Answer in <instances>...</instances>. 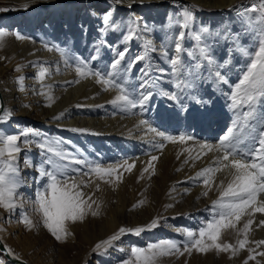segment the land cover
I'll return each mask as SVG.
<instances>
[{
	"label": "rangeland",
	"instance_id": "rangeland-1",
	"mask_svg": "<svg viewBox=\"0 0 264 264\" xmlns=\"http://www.w3.org/2000/svg\"><path fill=\"white\" fill-rule=\"evenodd\" d=\"M202 1L143 0L128 14L120 9L123 4L117 5L111 3V0H55L48 4L37 0L27 9L13 1H0V9H9L0 11V20L10 19L12 22L5 28L0 27V31L6 33L0 42V63L3 68H7L0 74V84L8 85L24 74L34 79L40 69L43 71L46 66L47 80L44 89L38 93L43 95L45 100L54 96L58 104L71 88L87 81L88 78H95L94 86L97 91L93 93V101L97 102L108 96L107 102H98L95 105L90 102L87 105L84 101L87 99L84 98H77L75 103L69 102L66 112L77 114V118L88 114L96 118L113 114L119 120L122 116L132 115L134 120L147 115L148 126L158 131L164 132L162 122L173 124L176 121L178 126L182 125L181 129L178 130L177 126L173 131L165 132L167 135L177 138L180 135L191 136L192 141L204 143L196 133H201L203 129L209 130V133L214 131L216 126L211 116L222 113L228 123L236 124L239 133L250 132L251 136H255L257 131V134H260L263 128L261 123L264 121V101L256 102L255 118L247 121L249 126L246 129L242 127L246 123L242 113L249 109L246 106L234 107L232 101V95L249 63V56L241 49L249 53L256 50L261 30L264 29V24L258 23V13L245 11L253 5H258L259 0H235L226 7L220 6L223 0ZM158 7L156 15L155 9ZM185 10L191 11L193 17L187 29L180 27ZM109 13V22L105 24L104 16ZM214 13H218L219 19L207 24L205 17ZM29 14L30 18L26 22ZM27 25L31 30L24 32ZM53 28L55 29L52 31ZM132 29H135V32L132 39H128ZM205 29L207 31H203ZM181 31L185 33L181 42L184 51L180 54L181 63L174 68L171 64V60L176 57L174 41ZM21 33L25 35L26 44L31 47L24 57L14 45V38L16 40L17 36L22 37ZM197 34L201 35L200 41L195 39ZM205 48L206 55L201 51ZM125 49L127 55L121 62V69L115 80L125 87L137 88L140 94L150 92L151 99L143 108L137 106L122 109L112 105L110 101L118 94L116 90L110 88L106 91L103 84L96 82L95 76L81 77L75 71V67L84 62L92 71L111 73L113 69L110 65L116 59L117 52ZM135 56L146 58L125 70ZM15 61H19L21 65V75L17 73ZM31 61L37 62L35 70L30 68ZM217 73L220 74L219 77ZM220 77H223V80ZM167 83L173 87L174 93L170 92V88L166 89ZM164 93L175 94L177 100H169ZM132 96L138 98L135 93ZM38 101L41 103L43 99ZM128 119L130 121V118ZM54 120L48 132L47 125L51 119L42 116L22 118L19 128L9 134L20 136L22 151L18 156V163L22 184L15 200L16 208L0 214V235L8 249L17 256H23L26 261H33L35 264H122V261L129 259L132 247L146 248L149 244L172 240L178 242L183 251L186 231L195 232L212 218V203L219 196L217 186L220 182L212 184V190L207 196L203 195L206 188L202 180H193L191 188L187 186L191 170L199 169L194 166L199 159H189L190 155L195 157V153L187 150V143L191 140L173 143L162 140L153 132L147 138L146 132L143 134L119 131L118 137L98 136L94 139V143H97L94 148L88 137V146L84 150V132L71 131L74 128L81 129L80 124L66 128L64 114ZM12 123L7 128L12 127L15 120H12ZM225 128L212 142H219L228 134L230 128ZM29 129L35 134L24 136L23 133ZM0 135H3V130H0ZM138 135L145 138L138 139ZM76 138L79 139L77 145L74 144ZM24 140L29 143L24 144ZM43 143L62 150L66 159L60 161L44 151L39 146ZM161 143L164 144L162 151L159 150ZM165 146L171 148L167 159ZM153 155L159 158L153 161L154 174L152 168L144 171ZM25 159L31 166L24 163ZM46 160H51L52 163L46 164ZM76 160L81 163H75ZM185 160L188 162L185 163ZM125 164L135 166L129 172L120 167ZM97 165L103 169H115L116 174H121V181L117 182L113 175L105 177V180L110 181L105 183L90 170ZM40 169L64 171L67 177H73L77 183L83 181L87 187L81 185V190L85 197L90 195L92 200L99 204V212L109 205L120 211L121 196L126 214L112 230L101 232L103 219H110L112 216H92L89 213L82 223L68 224L74 241H69L68 236L64 242H58L43 226L42 214L37 210V199L43 191L42 185L46 183V178L42 179L39 174ZM224 185L227 183L224 182ZM187 187L191 192L189 189L186 191ZM198 188L197 194L193 193ZM141 201L144 203L133 207ZM28 203L31 204L30 207ZM169 205L171 207H168ZM92 207L95 209L96 204ZM25 217L32 221V228L24 223ZM153 219L159 221L157 228L145 231L139 236L125 234L106 251H94L98 242L117 233L120 227L146 226ZM261 220H264V214ZM245 223L246 218L243 216L236 229H242ZM254 226L255 223L247 233L248 243L236 255H233L232 251H226V257L215 252L210 257V254L193 249L191 254L185 252L183 255H164L156 264H245V261L247 264H264V255H259L264 252V245L257 247L254 243L262 240ZM236 229L222 230L219 242L238 248V241L245 236L242 231ZM249 249L253 250L251 255H254L255 259H249ZM0 261L9 264L1 253Z\"/></svg>",
	"mask_w": 264,
	"mask_h": 264
},
{
	"label": "snow or ice",
	"instance_id": "snow-or-ice-1",
	"mask_svg": "<svg viewBox=\"0 0 264 264\" xmlns=\"http://www.w3.org/2000/svg\"><path fill=\"white\" fill-rule=\"evenodd\" d=\"M124 0H111V3L122 4ZM135 0H128V5ZM25 9L28 5L23 6ZM9 9H0V11H8ZM245 11H251L258 13V23L264 24V0H259L258 5H253ZM110 19V13L104 16L105 24H108ZM191 11L185 10L183 13V23L180 24L181 28L187 29L192 22ZM203 31H207L206 29ZM135 29L130 30L128 39H132ZM6 33L0 31V42L3 41ZM185 38V33L181 31L174 41V51L176 57L171 60V64L175 68L180 61V54L184 51L182 47V41ZM17 39L22 37L17 36ZM195 39L200 41L201 35L197 34ZM151 48V41L148 42ZM206 55L207 49H201ZM245 55L249 56V63L247 70L240 80L236 91L232 95V101L234 107H247L249 111L242 113L246 123L242 126L246 129L249 125L247 121L255 118V105L258 100L264 101V29L261 30V38L259 39L257 49L249 53L244 49H241ZM166 54V53H165ZM127 50L119 51L116 54V59L113 60L110 67L113 69L111 73L102 74L98 71H92L87 67L84 62H80L75 71L78 76L89 77L95 76L96 82L105 86L104 90L114 89L118 94L110 101L114 106H119L122 109L136 108L139 106L143 108L145 104L151 99L152 94L150 92H142L139 98L133 97L126 89L124 84L115 80V76L121 69V62L125 60ZM144 56H135L129 61L130 67L140 61L144 60ZM19 71V68L17 69ZM43 73H41V77ZM219 77L220 74L217 73ZM223 80V77H220ZM23 78H20L22 84ZM79 82V81H77ZM226 82V81H224ZM143 87V85L141 86ZM23 90V88H21ZM169 100L176 101L177 96L175 94L164 93ZM50 106V105H49ZM11 117V112L5 110L3 115H0V123L6 122L7 118ZM146 121H141V124H146ZM71 131H84L82 129H71ZM149 131L155 133L164 141H170L173 143L185 142L191 140V136L180 135L178 138L167 135L162 131H158L154 127H149ZM29 134H35L31 129L23 133L24 136ZM24 144H28V140L23 141ZM243 143L242 139L235 135V130L230 129L228 134L225 135L219 142V144L213 146L208 144H202L201 149H206L207 152L220 153L213 161L212 165L205 167L196 173L195 177L190 179L202 180L203 186L206 191L203 195L207 196L208 192L212 190V184L214 183L215 173L226 171L230 174L231 180L224 185V181L221 180L217 186L219 196L212 203V218L205 222L197 231L187 230L186 240L183 243V251H181L180 244L176 241L165 240L159 243L149 244L146 248L132 247L130 250V257L122 261V264H156V261L164 256L171 254L183 255L185 252L191 254L195 249L197 252L206 253L208 251L215 250L219 252L232 251L233 255H236L240 249H243L248 243L247 233L250 226L253 224V219H248L240 230L244 233L245 238L238 241V248L227 243H220V237L222 230L227 228L236 229L237 223L245 215L254 216L255 213L264 214V130L260 132L259 139L256 142V146L247 150L241 149L238 145ZM44 151L55 156L60 161L66 159V154L51 144L43 143L39 145ZM164 144L159 145V150H163ZM22 149L20 146V136L3 134L0 135V207L5 210H13L16 208V197L18 195V189L22 184V178L20 176V168L18 163V156ZM203 152L202 154H207ZM202 154H197L196 157L189 156V159H199ZM179 158V157H177ZM159 158L155 155L151 157L148 162V167L144 169L145 172L149 168L153 169V161ZM80 164L81 161H74ZM188 160H185L187 163ZM24 163L27 166H31L30 162L25 159ZM46 164H51V160H46ZM135 165L125 164L121 165L125 171H131ZM96 176H98L105 183L110 181L105 180V177H112L115 175V180L120 182L122 179L121 174H116L115 169H103L100 166H95L90 169ZM180 169H178L179 171ZM39 174L42 179L46 178V183L42 185L43 191L39 194L37 199L38 211L42 214L43 226L50 232V234L58 241L64 242L68 236L73 235L68 230V224H75L76 222H83L89 213L92 216H98L99 204L92 200L89 195L85 197L84 192L81 190V185L87 187L83 181L77 183L73 177H67L64 171H49L47 169H40ZM142 178V176H141ZM99 188L97 187V191ZM187 191V190H186ZM91 201V203L89 202ZM144 202L141 201L140 206ZM96 204V208L93 209L92 205ZM168 207H171L169 205ZM24 223L27 227L32 228V221L25 217ZM260 226H264V220L259 222ZM159 226L158 219H153L146 226H138L135 228L120 227L118 232L108 237L105 240L98 242L95 245L94 251L101 249L107 250L114 246V242L118 241L121 236L131 233L139 236L145 231H150ZM257 247L264 245V240L254 242ZM252 249H249V259H255L254 255H251ZM264 255V252L259 253ZM3 264V261H0ZM247 264V261H245Z\"/></svg>",
	"mask_w": 264,
	"mask_h": 264
},
{
	"label": "bare ground",
	"instance_id": "bare-ground-1",
	"mask_svg": "<svg viewBox=\"0 0 264 264\" xmlns=\"http://www.w3.org/2000/svg\"><path fill=\"white\" fill-rule=\"evenodd\" d=\"M0 1H13L16 4H18L20 7H23L25 4H27L28 6L32 5L37 0H0ZM41 1L46 2L47 4L49 2L50 3L55 2V0H41ZM141 1H143V0H135V2L131 4V7H129L128 0H124V2L122 3L123 7L121 6L120 9L125 10L126 14L131 13L133 7L136 6L137 3H140ZM144 1H150V0H144ZM158 1L163 2L165 0H158ZM196 1H198L200 3L203 2L202 0H196ZM234 2H235V0H228V1L223 0V2L220 3V6L226 7L228 4H232ZM205 4L208 5L207 2H205ZM214 4L216 5L218 3H214ZM158 11H159V7L155 9L156 15H158L157 14ZM30 15L31 14H29L26 17V20H25L26 22H28ZM215 19H219L218 13L207 15L205 17L204 21L208 24L209 21L212 22V20H215ZM10 23H12L10 19L0 20V27L5 28V27L9 26ZM54 29L55 28H53L52 31ZM30 30H31V28L27 25L24 27L23 31L29 32ZM21 34H22V39H17V37H16V40H15V38H14V41H15L14 45H15V48L18 51H20V53H21L20 55L21 56L23 55V57H24V55H26V52L28 50H30L31 47L26 44L27 40L25 38V35L23 33H21ZM15 62H14V65L16 66L17 69L19 68V71H17V73L20 74L22 71L21 65H20L19 61H17L16 63ZM1 64L2 63H0V74L5 72L4 70L6 68V67L3 68ZM30 65H31L30 68L32 70H35L37 62L31 61ZM44 67L45 68L43 71H42V68L40 69V71H42L41 73H43L42 77H41V73L39 71L37 73V75H35L34 79L31 78L32 76L31 77L29 76V78H28V77H26V74H24L22 76V78H23L22 84L20 82L21 77L15 78L8 85L0 84V93H1L0 107H3V112L5 110L11 112V117L7 118L6 122L0 123V130H3V134H10L11 133L10 131L17 130L19 128V125H20V123H19L20 119H22V118L23 119H31V118H37L38 116H42V117H45V118L52 120V121L48 122V125H47L48 132H49L52 128L53 122L55 121L54 119L57 118L58 116H60L61 114H64L65 122H66L65 123L66 128L69 129L70 127H73V126L80 124L81 129L84 130L83 131L84 132L83 136H84V141H85V143L83 145L84 150L88 146V144H87L88 137H90L91 146L94 148L97 144L96 142L94 143V139L96 140L98 138V136H99V138H101V136H109V135H112L113 137L114 136L118 137L119 135H117L118 134L117 132H119V131H123V132L134 131V133L135 132H141L143 134H144V132H146L147 138L149 137V135H152L151 134L152 132L149 131V127H151V126H148L149 117H147V115L143 116L141 119L135 118L134 120H132V117H133L132 115L131 116H122V118L119 120V118L115 117L113 114H111L109 117H101V118H96V117H94V115L88 114V115L80 116L79 118H77L76 117L77 114H75V113L72 114V112H66V108H67L68 104H70L69 102L75 103L77 98L87 99V100H84L87 105H89L88 104L89 102L91 104H94V105L98 102H107L108 96L103 97L100 101H97V102L93 101L94 100L93 93L97 91L96 86H94L95 78H88L87 81H85L83 83H79L74 88H71L67 92L64 99L61 100L60 102H58V104L55 102L56 97H54V96L45 100V98H43V95L38 94L42 88L44 89V85L46 83L45 81L47 80L46 79V77H47L46 68L47 67L46 66H44ZM163 71H164V68L161 69V73H163ZM63 80H64V78H63ZM12 84H13V86L11 87L10 85H12ZM169 85H170L169 83L166 84V89L170 88L169 89L170 92L174 93L173 87L169 86ZM21 88H23V90H21ZM126 89L130 92L131 95L133 93H135L136 96L139 98L140 92L137 91V88L135 89V88L126 87ZM38 99H43V101L41 103H39ZM3 112L0 115H3ZM128 118H130V121ZM211 118H212L213 124H215V126H216L214 131H210V133H209L208 132L209 130L205 131L203 129L201 133H198V134L196 133L197 137H199L200 139H203L205 142L201 143L197 140H193V141L189 140L190 142L187 143V150L189 152L191 150L192 153H195L194 154L195 157L197 156V154H202L203 152H207L206 149H201L200 146L202 144H208V145H213V146L219 144L220 141L216 142V143H214L212 141L216 140V138L219 137L220 134H222V132H224V130L226 129L225 127H227V126H229L230 129L235 130V135L242 139L243 143H240L238 145L241 149L247 150V149H250V148H253L256 146L255 142H257V140L259 139V135H260V134H257V131H256L255 136H251L250 132L239 133L238 130L236 129V124L228 123V119L224 118L222 113L218 114L217 116H211ZM12 120H15L14 125H12V127L7 128V126L11 125ZM143 120H145L147 123L141 124V121H143ZM203 123L205 124V122H203ZM161 124H162L161 127H162L164 133L165 132H171L174 130L175 127L178 126V123H176V121L173 124H168L166 122L165 123L162 122ZM196 126L194 127V129L197 128ZM181 127H182V125L180 124V126H178V130L181 129ZM261 128H262V130L264 129V121L261 123ZM99 134H101V135H99ZM67 136L69 137V135H67ZM137 138L138 139H144L145 137L138 135ZM77 141H79L78 138H76V142L74 143L75 145H77ZM99 144H101V143H99ZM165 147H166L165 158L167 159L171 153V148L169 146H165ZM219 155H220V153H217L215 151L207 152L206 155L202 154L201 158H199V160L196 159V160H198V162H196L195 165L193 164L196 168H199V169H198V171H195V170L192 171L191 170V174H190L191 177H195L196 173L199 172L201 169H203L205 167L213 166L212 161ZM180 175L182 177V173H180ZM193 180H195V179H189V183L187 184V186H189L190 188L192 186ZM221 180H223L225 183H228L231 180L230 174L226 171L215 173L214 182H216V181L220 182ZM189 187H187L186 190H188ZM189 190L191 192V189H189ZM198 191H199V188H198V190L194 191L193 193L197 194ZM119 197H120V201H122V204H124V200L121 198V196H119ZM260 198L264 199V196H261ZM28 204H29L28 207H30L31 204L30 203H28ZM122 204H120V207H119L120 211H119V209L118 210L113 209L111 205H109L108 207H104V208L100 209L101 211H103V212L100 211V215L105 214L106 216H108V215L112 216V217H110V219L107 217H105L103 219V222H102L103 224L101 226V232L108 231L110 229L112 230V228L117 223H119V221L121 219H123L124 215L126 214V211H125V206H123ZM189 209H190V207L186 208L185 210L187 211ZM5 211L6 210L3 207H0V214H2ZM262 215L263 214H261V213H255L254 216H249V215L245 214L244 217L246 218V222L248 219H253V221H254L253 223H255L254 229L258 230L257 233L261 236V239L264 240V226H260V225L257 226V223L259 224L260 218L262 217ZM236 230L237 231L241 230V227L236 229ZM231 232H232V230H230L229 233H231ZM0 238L2 239L1 235H0ZM74 239L75 238L72 235L69 236V238H68L69 241H74ZM3 243H4V241H3ZM4 244L6 246V243H4ZM7 249H8V247H7ZM8 251L13 258L20 259L22 261H26L23 256H17L15 253H13L9 249H8ZM214 252L218 253L215 250L208 251L206 253L210 254V257H211V256H213ZM219 253H220V256H223V257L227 256L226 252H219ZM26 262H28V261H26ZM28 263L35 264L33 261H29ZM9 264H13V263L9 262Z\"/></svg>",
	"mask_w": 264,
	"mask_h": 264
},
{
	"label": "water",
	"instance_id": "water-1",
	"mask_svg": "<svg viewBox=\"0 0 264 264\" xmlns=\"http://www.w3.org/2000/svg\"><path fill=\"white\" fill-rule=\"evenodd\" d=\"M0 98H1V93H0ZM3 112V107H0V114ZM0 253L5 257V259H7L10 263L13 264H30L26 261H22L20 259H15L13 258L7 247L5 246V244L3 243L2 239L0 238Z\"/></svg>",
	"mask_w": 264,
	"mask_h": 264
}]
</instances>
